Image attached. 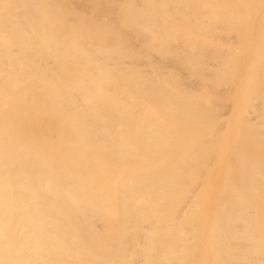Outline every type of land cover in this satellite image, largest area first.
<instances>
[{
    "label": "bare ground",
    "instance_id": "obj_1",
    "mask_svg": "<svg viewBox=\"0 0 264 264\" xmlns=\"http://www.w3.org/2000/svg\"><path fill=\"white\" fill-rule=\"evenodd\" d=\"M0 264H264V0H0Z\"/></svg>",
    "mask_w": 264,
    "mask_h": 264
}]
</instances>
